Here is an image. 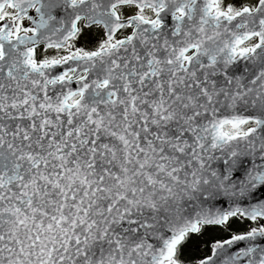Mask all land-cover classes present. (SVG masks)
Returning a JSON list of instances; mask_svg holds the SVG:
<instances>
[{
  "label": "snow or ice",
  "instance_id": "snow-or-ice-1",
  "mask_svg": "<svg viewBox=\"0 0 264 264\" xmlns=\"http://www.w3.org/2000/svg\"><path fill=\"white\" fill-rule=\"evenodd\" d=\"M0 264H264V0H0Z\"/></svg>",
  "mask_w": 264,
  "mask_h": 264
}]
</instances>
